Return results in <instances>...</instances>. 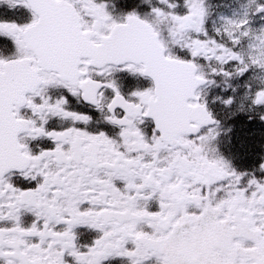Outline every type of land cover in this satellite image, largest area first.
<instances>
[{
	"label": "snow or ice",
	"instance_id": "1",
	"mask_svg": "<svg viewBox=\"0 0 264 264\" xmlns=\"http://www.w3.org/2000/svg\"><path fill=\"white\" fill-rule=\"evenodd\" d=\"M0 264H264V0H0Z\"/></svg>",
	"mask_w": 264,
	"mask_h": 264
}]
</instances>
